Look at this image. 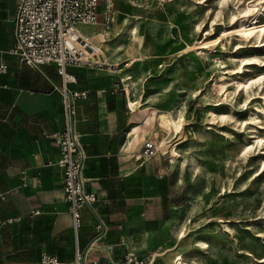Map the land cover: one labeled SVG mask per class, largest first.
Wrapping results in <instances>:
<instances>
[{"label":"rangeland","instance_id":"obj_1","mask_svg":"<svg viewBox=\"0 0 264 264\" xmlns=\"http://www.w3.org/2000/svg\"><path fill=\"white\" fill-rule=\"evenodd\" d=\"M247 1L163 0L135 8L120 2L129 15L138 13L142 38L141 51L133 53L138 60L124 64L121 51L113 67L132 80L130 111L146 108L132 116L139 122L131 135L142 131L137 147L145 139L159 142L178 231L187 226L167 264L177 254L192 264H264V65L254 61V55L264 60V47L247 34L264 26V3L257 11L249 4L254 14L246 20ZM10 4L13 13L16 0ZM117 10L107 36L114 44L124 40L125 15ZM222 82L224 94L217 90ZM140 96L143 105L140 98L133 108ZM150 107L149 129L140 120Z\"/></svg>","mask_w":264,"mask_h":264},{"label":"crops","instance_id":"obj_2","mask_svg":"<svg viewBox=\"0 0 264 264\" xmlns=\"http://www.w3.org/2000/svg\"><path fill=\"white\" fill-rule=\"evenodd\" d=\"M10 1L0 0V63L6 66L0 72V219L27 217L30 232H0V264H72L76 250L85 262L118 263L126 249L151 257L150 264H167L178 251V217L157 157L135 158L144 135L132 138L139 122L132 116L146 108L130 111L124 79L113 68L117 63L67 67L75 78L68 88L85 92L75 99V128L85 151L84 189L97 197L95 213L80 208V226L73 230L56 165L59 150L51 139L63 124L54 89L60 76L52 64L35 69L7 52L15 14L8 12ZM140 98L143 105V96L134 101ZM151 108L140 120L149 129ZM44 255L55 261L42 262Z\"/></svg>","mask_w":264,"mask_h":264},{"label":"built area","instance_id":"obj_3","mask_svg":"<svg viewBox=\"0 0 264 264\" xmlns=\"http://www.w3.org/2000/svg\"><path fill=\"white\" fill-rule=\"evenodd\" d=\"M131 6H145L163 0H123ZM116 16V0H17L13 17V44L8 53L18 61L38 69L42 64H52L60 76V85L54 89L60 96L62 128L51 134L59 150L56 165L62 171L64 199L67 203L74 231L80 226V208L87 207L95 213L97 197L84 189L81 167L85 158L79 141L76 124L75 99L85 96L84 91H74L68 84L75 82L68 73L70 65H102L94 58H83L86 48L78 33V26H95L109 31ZM6 66L0 63V72ZM160 144L151 139L143 140L136 152V159H150L161 155ZM54 257L44 255L42 262H54ZM151 257H139L126 249L118 263L83 261V254L76 250L72 264H150Z\"/></svg>","mask_w":264,"mask_h":264},{"label":"bare ground","instance_id":"obj_4","mask_svg":"<svg viewBox=\"0 0 264 264\" xmlns=\"http://www.w3.org/2000/svg\"><path fill=\"white\" fill-rule=\"evenodd\" d=\"M204 1H206V0H204ZM222 1H224V0H222ZM223 3L225 4V2H223ZM245 3H246V5L243 8V10L241 9V11H242L241 13H243L242 17L247 20V19H249V17H251L254 14V13H248L250 10L249 4H252V6L257 11L260 8H262L264 0H248ZM132 7L135 8V6H132ZM118 9H119L120 13L123 12V15H125L124 16L125 18H123L124 23H123V26L120 30V37H123L124 40H121L117 44L110 43V39L107 37L109 34V31L104 32L102 29H98V28L94 34H92L90 32H81L80 30H78V33L80 34V37L82 38V41L86 45V48L82 52L83 58H87V57L89 58L90 57V58H94V59H99L103 63L109 62V63H115L116 64L117 61L119 60V57H120L119 53L121 51H123V52L127 53V56H128V58L125 60L126 62L124 64L128 65V64L133 63L134 61L138 60L136 54H133V53L134 52L139 53L141 51V48H142V41H141L142 38L138 35L139 34V26H138V23L136 22V20L139 19V15H137L138 13H132V15H129L128 12H126L127 6L123 5V4H120L118 6ZM117 14H118V10L116 8V16H115L114 22L117 18ZM92 27H94V26H92ZM199 27L200 26H198L197 29H199ZM249 33L254 35V37L257 38V40L254 41L255 47H261V48L264 47V26L263 25L258 26V27L248 28L247 34H249ZM94 36L98 37L99 39L98 40L95 39ZM101 46L107 52V56H106V53L102 49ZM87 47L89 48V50L87 49ZM107 57H108V61H107ZM250 59L251 58L243 57L240 60L248 63L249 62L248 60H250ZM254 61L259 62L258 64H260V66L264 65V60H262V59L259 60V57L257 55H254ZM120 63H121V61H120ZM239 68H241V67H239ZM124 75H125V77H124V89L126 92V98L130 99V84L128 83V81L132 82V80L128 74H124ZM262 78L263 77L261 75V76L257 77L255 80L258 81V80H261ZM249 80H250V78H249ZM255 80H254V82H255ZM251 82H253L252 79L250 80V83ZM237 85L245 87L246 83H243V82L238 83L237 82ZM217 90L220 93L223 92L222 94H224L227 90V88L225 87V82L219 83ZM140 102H141V100L135 101V103L133 104L132 107L133 108L137 107V104H140ZM212 114H213V112H211V115ZM215 116L217 117V114H215ZM223 117H224L223 115H219V118H221V120L223 119ZM260 126H261V124H260ZM164 129L169 131V123L165 126ZM134 137H135V135L132 138H134ZM254 137H255V140L257 142L261 143L262 137H258V136H254ZM169 153L172 154L173 151L169 152ZM186 232H187V226H185L183 229H181L177 232V238L179 240H181L183 237H185ZM261 261H264V259H262ZM171 264H192V262L191 263L188 262L185 258L182 257V255L177 254L172 259Z\"/></svg>","mask_w":264,"mask_h":264},{"label":"trees","instance_id":"obj_5","mask_svg":"<svg viewBox=\"0 0 264 264\" xmlns=\"http://www.w3.org/2000/svg\"><path fill=\"white\" fill-rule=\"evenodd\" d=\"M1 184L3 188H5L8 185L5 179L2 180ZM2 221L4 222L2 223ZM28 221L29 219L27 217H21L17 222L11 221V223L6 222V220L4 219H0V232L6 233V234H10L13 232L20 233V234H26L30 232ZM31 231L33 234V233H37L38 230L36 228H31Z\"/></svg>","mask_w":264,"mask_h":264},{"label":"water","instance_id":"obj_6","mask_svg":"<svg viewBox=\"0 0 264 264\" xmlns=\"http://www.w3.org/2000/svg\"><path fill=\"white\" fill-rule=\"evenodd\" d=\"M87 49L89 50V48L87 47Z\"/></svg>","mask_w":264,"mask_h":264}]
</instances>
